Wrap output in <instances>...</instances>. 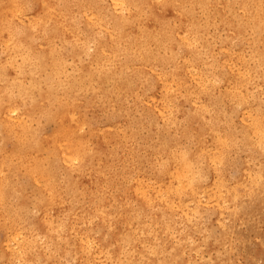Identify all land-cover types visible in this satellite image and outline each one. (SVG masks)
Returning <instances> with one entry per match:
<instances>
[{"label": "bare ground", "instance_id": "1", "mask_svg": "<svg viewBox=\"0 0 264 264\" xmlns=\"http://www.w3.org/2000/svg\"><path fill=\"white\" fill-rule=\"evenodd\" d=\"M230 2L232 8L227 9L226 0H110L107 8L104 0H0V131L6 133L10 142L8 149L0 145V260L5 259L7 264H52L54 244L49 252L44 245L53 243V234L64 232L67 246L76 255L74 264H186L184 255L195 249L189 240L195 229V216L201 212L202 196L212 197L217 216L225 214L229 219L219 224L222 237L214 243H218L216 249L231 235L242 236L246 243L245 230L236 226L238 221L245 222L249 229L256 228L259 220L264 223V113L250 117L242 129L229 133L211 117V113L217 114L220 103L240 99L243 86L253 85L264 76V0ZM34 3L39 5L38 10ZM215 19L225 30L226 42L247 36L254 60L253 67H240L234 62L240 48L235 54L226 52L221 60L226 72L219 81L226 89L217 99L211 86L200 93L195 88L205 85L208 79L212 62L199 46L204 43V30ZM58 43L70 45L73 61L81 62L76 77L78 91L61 80L65 61ZM89 43L93 52L87 54ZM38 47L43 52L35 59ZM83 54L88 56L86 63L80 59ZM16 58L21 59V65ZM48 61L54 65L44 87L39 88L37 75ZM157 65L155 78L150 79L147 73ZM16 71L31 74V83L18 98L13 90L20 82L14 77L22 76ZM183 72L189 79L196 72V81L184 80ZM82 75L86 85L81 82ZM135 81L141 94L147 93L149 99L153 98L150 92L157 83L161 91L158 103L166 111L171 104L191 100L190 118L199 121L192 131L194 150L190 154L177 152L174 141L161 144L159 150L165 159L159 174L154 179L138 178L128 165L122 167L127 183L120 193L112 194V173L102 176V171L105 167L110 169V162L117 157L111 153L113 149L100 151L97 146L92 147L89 135L81 132L74 121V114L83 106L96 104L100 89L101 97L111 103L118 99L121 104ZM98 82L102 85L95 87ZM35 91L37 99L27 105ZM86 92L91 93L87 102L82 98ZM49 100L56 104L52 111L56 127L49 135L36 137L25 123ZM196 101L200 102L197 106ZM239 104H246L245 99ZM20 108L22 112L16 116ZM244 110L249 111V107L243 106ZM12 113L17 120L10 123L6 118ZM66 131L77 133L79 139L72 141ZM134 137L130 130L124 142ZM108 140L115 141L117 147L122 143L117 131L108 134ZM231 147L243 148L250 157L257 153L259 168L252 172L248 164L239 165L238 178L227 181L221 170L225 164L228 166L225 154ZM199 158L210 162L212 182L205 181L203 172L195 174ZM16 165L24 167L31 189L28 194L19 195L13 212L4 207L2 178L7 177V172L12 173ZM61 167L70 176L65 185H60ZM102 179L104 187L100 185ZM62 186L65 196L59 189ZM94 188L100 189V198L88 209L81 207L80 196L86 190L94 193ZM28 196L30 200L26 199ZM238 202L241 210L235 207ZM28 203L36 211L32 229H26L21 221ZM94 220L108 227L110 242L78 224L93 225ZM176 221L179 236L174 241L170 232ZM64 224L67 229L62 228ZM262 256L264 243L260 242L253 252L249 251L247 263L259 264ZM225 263L223 259L214 262Z\"/></svg>", "mask_w": 264, "mask_h": 264}, {"label": "rangeland", "instance_id": "2", "mask_svg": "<svg viewBox=\"0 0 264 264\" xmlns=\"http://www.w3.org/2000/svg\"><path fill=\"white\" fill-rule=\"evenodd\" d=\"M226 1H228L226 4L227 9L232 8L230 0ZM104 3L105 7L110 8V0H104ZM34 4L38 5L36 3ZM38 9L39 5L37 10ZM106 19H108V17H106ZM225 37V30L220 26L218 19H215L214 24L204 30V43L199 46V50L201 52L208 53L210 55V61L212 64H210L206 77V79H208L205 81V85H196L195 88L200 93L202 90L211 86V88H213L214 99H217L219 95L226 89L219 84L223 73L226 72V66L221 62L223 57H225L224 55H226V52L229 53L232 51V53L235 54L236 49L240 48L239 54L234 59V62L237 64V66L253 67L254 65V60L252 57V45L249 43V40L246 39L247 36L241 40L231 39L227 42ZM33 39L36 40L35 35H33ZM79 39H82V36H79ZM57 46L62 48V54L65 61V75L61 76V80H65L68 85L78 91L76 77L80 74L79 70L81 62L73 61L70 45H61L58 43ZM258 48H262V45L258 44ZM42 52V48H36L35 59L41 57L40 54ZM92 52V44L89 43L86 53L88 54ZM87 54H83L80 57L81 61L84 63H86L88 59ZM55 61L56 60H53L52 62ZM16 63L21 65V59L16 58ZM43 65L44 63L42 66ZM53 65V63L48 61L43 66L42 71H39L37 75V83L40 85L38 86L39 88L44 87L45 82H47L49 78V72L51 71ZM155 71H158V65L154 71L147 73L150 79L155 78L153 75ZM16 75L22 76L21 78L16 76L14 77V79L20 82V85L15 86L13 90L14 97L18 98L22 94L23 90L31 83V74L30 72L22 73L21 71H16ZM182 78L187 80V82H195L197 79V74L196 72L193 73V78L189 79L186 77L185 72H183ZM2 82V78L0 77V84ZM81 82H83V85L87 84L85 75H82ZM101 85L102 83L98 82L95 84V87H100ZM104 88H106V85H104ZM160 92L159 86H157V83H155L153 91L150 92L153 98L149 99L146 97L147 93L141 94L140 85L137 84V81H135L132 90L126 92L123 95L124 99L122 97V103L118 104V99L114 103H111L108 101L107 97H101L103 94V89H100L98 92L100 98L95 100L96 104L93 106H83L79 113L74 114V121L79 124V127H81V132L89 135L91 146H97L100 151L113 149L111 153H114L117 157L110 162V169L105 167L102 171V176H107L109 173H112L113 180L110 191L112 194L120 193L123 186L127 183V180L125 181L123 178L122 167L126 168L128 165L133 175H136L138 178L144 176L154 179L157 175L156 173L159 174V170H161L160 164L163 163V160L165 159L163 152L159 150L161 144H164L168 141H174V149H176L177 152L186 151L188 154H190L194 150L192 131L198 127L199 121L190 118L193 108L190 102L191 100L182 101L179 105L171 104L170 110L166 111V109L158 103ZM181 92L183 93L182 90ZM37 97V91L31 93L29 96L30 99L28 98L27 100V105H30L32 102H34ZM51 97L53 100L54 95L52 94ZM90 97V92H86L82 95V98L85 102L89 101ZM241 99H245L246 104L243 106H248L249 111H243V106L240 104L238 105V102ZM199 103V101H196L194 102V105L197 106ZM55 107L56 104L49 100L47 103H45L41 111L35 112L32 114L31 118L26 121L25 124L29 125L31 133H33L36 137L41 135H49L56 127V123L52 116V111L55 109ZM16 112L17 115H15L18 116L22 112L21 108L20 111ZM262 113H264V76H262L261 79L255 81L253 85L243 86L240 89V99H233L230 102L223 101V103H220L217 107V114L211 113V117L216 121V125L221 130L229 133L234 130L242 129L245 124L250 122V117H254L257 114ZM13 115L14 114L12 113L9 118H6L10 123L16 118L15 115ZM46 118H48V120H46ZM90 130H92V132H90ZM130 130L134 131L135 137L127 142H124V137ZM34 131H36V133ZM116 131L118 132V140L122 141L118 147L115 141L108 140V134H113ZM5 135L6 133L0 131V145L5 147V149H8L10 147V142L6 139ZM67 135L74 142L79 139L77 133L75 132H68ZM157 152L158 158L156 157ZM225 159L228 166L226 167L225 164L224 168L221 170V175L224 176L227 181H234L236 178H238L239 174L237 170L239 165L248 164L252 172H255L260 166L258 154L255 153L250 157L243 148L231 147L226 151ZM13 161L15 162V160ZM210 166L211 164L207 159L199 158L195 163L194 172L196 171L195 174H200L203 172V178L205 181L212 182L214 176ZM13 170L12 173H6L8 178H2L4 207L6 206V209H12V211L18 206V201L21 195L28 194L31 189L29 179L25 175L24 167L16 165ZM22 173L23 175H21ZM59 179L61 181L60 185H65V183L69 182L70 180L69 174H65L63 167H61ZM100 185L101 187H104L103 179L102 182H100ZM59 189L61 192L63 191L62 194L65 196L66 192H64V187L62 186ZM93 190L94 193L86 190L80 196L82 199L81 207L88 209L92 207L100 198L98 194L100 189L94 188ZM240 192L243 193L241 189ZM13 198H15V200ZM26 199L30 200L31 197L28 196ZM214 203L215 202L212 197H201V201L199 203L201 212L197 214V217L195 216V229L191 230V238L189 240L193 242L195 249L192 250V252L190 251L184 255V261L186 264H214L215 261L223 259L226 261L225 264H248L247 256L249 255V251L253 252L257 247V243H264V223L259 220L256 224V228L249 229L245 222L240 223L238 221L236 226L241 231L243 229L245 230L244 238L246 243H244L242 236L238 234L237 236L231 235L229 238L224 240L223 246H220L218 249H216V245L218 243H214L222 237V228L219 224L221 222L226 223L229 219L225 214L222 216H217V213L214 209ZM240 206L241 204L239 202L238 205H235L236 209L238 210H241ZM106 207L109 208V205ZM25 211L28 212V214ZM35 212L36 211L31 203H28L27 207H25V210L23 209L21 221L27 226L25 227L26 229H32ZM235 222L236 220L234 221V224ZM78 224L82 228H88L95 237L101 239L103 238L105 239V242L111 241L108 227L100 225L96 220H94L93 225H89L90 223ZM178 225L179 223L176 221L170 232V235L174 241L179 236L177 233ZM64 227L62 228L67 229L68 225L66 226L64 224ZM52 236H55L53 243H46L44 245V249L49 252L51 250V244H54V249H52L51 255L52 259L54 260L52 264H74L76 255L72 253L67 246L65 233L60 232L59 234H53ZM58 236L59 238H57ZM2 239L3 231L0 229V241ZM186 243L188 244L190 242ZM65 251H67V253ZM0 262L7 264L5 259H1ZM34 264L36 263L34 262ZM259 264H264V256L261 257Z\"/></svg>", "mask_w": 264, "mask_h": 264}]
</instances>
